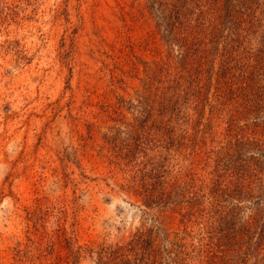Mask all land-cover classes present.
I'll list each match as a JSON object with an SVG mask.
<instances>
[{
  "label": "rangeland",
  "instance_id": "rangeland-1",
  "mask_svg": "<svg viewBox=\"0 0 264 264\" xmlns=\"http://www.w3.org/2000/svg\"><path fill=\"white\" fill-rule=\"evenodd\" d=\"M0 264H264V0H0Z\"/></svg>",
  "mask_w": 264,
  "mask_h": 264
},
{
  "label": "trees",
  "instance_id": "trees-1",
  "mask_svg": "<svg viewBox=\"0 0 264 264\" xmlns=\"http://www.w3.org/2000/svg\"><path fill=\"white\" fill-rule=\"evenodd\" d=\"M151 179H153V181H154V183H161L160 181H158V177L156 176V175H154V176H152V177H150ZM148 198V197H147ZM138 235H140V234H138ZM142 235V234H141ZM138 236L139 237V239L137 238V244L139 245L138 246V248H142L143 249V242H144V240H143V238H142V236ZM140 237H141V239H140ZM117 251H114V250H112V251H110L109 252V257H110V260H108V261H112L113 259H114V255H113V253H116Z\"/></svg>",
  "mask_w": 264,
  "mask_h": 264
}]
</instances>
